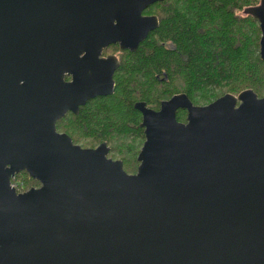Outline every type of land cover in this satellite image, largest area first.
<instances>
[{"label": "water", "instance_id": "1", "mask_svg": "<svg viewBox=\"0 0 264 264\" xmlns=\"http://www.w3.org/2000/svg\"><path fill=\"white\" fill-rule=\"evenodd\" d=\"M157 1L0 0V264H264V96L134 103V174L105 142L82 148L56 131L114 93L118 61L101 50H135L158 26L141 16ZM244 13L264 60V0ZM21 171L40 186L17 192Z\"/></svg>", "mask_w": 264, "mask_h": 264}, {"label": "trees", "instance_id": "2", "mask_svg": "<svg viewBox=\"0 0 264 264\" xmlns=\"http://www.w3.org/2000/svg\"><path fill=\"white\" fill-rule=\"evenodd\" d=\"M238 1L185 0L186 9L172 11L165 7L163 14L159 13L158 29L139 44L133 62L123 65L138 75L131 82L120 83L117 78L112 95L100 104L86 103L76 115L61 118L56 122L57 130L65 132L74 144L79 142L72 132L100 142L115 135L119 146L113 149L128 151L130 146L121 144L122 137L137 138L140 145L143 141L133 102L139 99L157 108L159 101L165 100L161 99L165 88L159 89L153 99L143 97H148L147 91L155 86L168 85L179 78L192 103L204 105L223 94L236 95L245 89L259 95L264 93V60L259 57V43L252 30L257 23L249 16L244 19L235 16ZM236 8L241 10L240 5ZM243 26L252 30V34ZM259 30L256 29L258 35ZM169 40L174 48H168ZM223 89L226 92L217 96ZM173 92H166L167 98ZM121 161L125 169L124 160ZM129 165L135 171V157ZM16 180L23 181L21 191L39 184L25 172L16 176Z\"/></svg>", "mask_w": 264, "mask_h": 264}, {"label": "flooded vegetation", "instance_id": "3", "mask_svg": "<svg viewBox=\"0 0 264 264\" xmlns=\"http://www.w3.org/2000/svg\"><path fill=\"white\" fill-rule=\"evenodd\" d=\"M260 1L261 0H246V1H244V2H247L244 6H243V8L241 9V10H237V8L235 7V16H237V17H239V18H247L248 16L253 20V21H255L256 23H257V25H258V27H259V22L253 17V16H251V15H249V14H245L244 13V10L245 9H247V8H249V7H257L259 4H260ZM173 5V0H162V1H157V2H155V3H153V4H150L149 6H147L146 8H144L142 11H141V16H143V17H157V21H158V26L154 29V30H152V31H150L149 32V34L147 35V36H149L151 33H153V32H155L157 29H158V27L160 26V23H161V18H160V15H159V13L160 14H163V9L166 7V9H169V10H172L173 11V9H177V8H175V7H173L172 6ZM237 6V5H236ZM165 11V10H164ZM113 23L114 24H116L117 22H116V20H114L113 21ZM261 34V33H260ZM141 43V42H140ZM139 43V44H140ZM167 46H168V48H174V45H173V43H172V41H168L167 43ZM138 47H139V45L137 46V48L135 49V50H130V49H127V48H125V49H121L120 48V46H119V44L118 43H113V44H110V45H107L106 47H104L102 50H101V53H100V55H99V59H102V58H106L107 56H114L116 59H117V61H118V66L116 67V69L114 70V72H113V75H112V78H113V80H114V83H116V79L118 78V80H120V83H122V81L124 82L125 80L127 81V82H131V80L132 79H134L137 75H138V73L137 72H135L132 68H130L129 66H123L124 64H127V63H132L133 61H132V59H133V54H134V52H136L137 51V49H138ZM84 56V53H81L80 55H79V57H83ZM126 59H131V61L130 62H127V60ZM128 67V68H127ZM64 80L66 81V82H70V81H72L73 80V78H72V76L71 75H65V77H64ZM114 88H115V85H114ZM181 93H183V94H185L186 95V93L185 92H177V93H174V94H172L170 97H172L173 95H175V94H181ZM112 95V94H111ZM107 96H110V95H107ZM107 96H96V97H94V98H92V99H89V100H87L86 102H85V104L86 103H91V102H93L94 100H104ZM258 96V95H257ZM264 95H261V96H258L259 98L260 97H263ZM169 97V98H170ZM169 98H167V99H165V100H168ZM161 101H163V100H161ZM161 101H159V103H158V107L157 108H153V107H151L150 105H148L145 101H141V100H139V99H137L135 102H133V104L132 105H134V103H136V102H143V103H145V106L147 107V108H149V109H152V110H158L159 109V106H160V102ZM84 104V105H85ZM84 105H81V106H79V109L81 108V107H83ZM134 108V107H133ZM79 109H78V111H79ZM136 110V109H135ZM137 111V116L139 117V121H138V123H137V125H138V127L141 129V131H142V134H143V128H141L140 126H139V124H140V122H141V119H142V116H141V113L138 111V110H136ZM78 113V112H77ZM76 113V114H77ZM69 114H74V113H72L71 111H68V112H66V114L63 116V117H65V116H67V115H69ZM75 114V115H76ZM62 117V118H63ZM176 119H177V121H179V122H185V119H186V111L184 110V109H177L176 110ZM60 120V119H59ZM58 121V120H57ZM56 121V122H57ZM56 131L58 132V133H65V132H62V131H58L57 130V128H56ZM66 134V133H65ZM72 140V139H71ZM143 141H144V134H143ZM143 141H142V144H143ZM73 142V141H72ZM103 142H105L106 143V145H107V142L106 141H101L100 143H98L96 146H94V147H86V146H82V148H95V147H97L99 144H101V143H103ZM142 144H141V146H142ZM77 145H79V144H77ZM141 146H140V148H141ZM81 147V146H80ZM140 148H139V150H140ZM139 150H138V152H139ZM138 152L136 153V155H135V160H136V162H137V155H138ZM109 153H110V148H109ZM109 153H108V158H111V157H109ZM112 160H120V159H113V158H111ZM121 161V160H120ZM122 162V161H121ZM137 166H138V162H137V165H136V167H135V171L134 172H128L127 170H125L124 168H123V170L126 172V173H128V174H134L135 172H136V169H137ZM122 167H123V163H122ZM20 175H23V171H21V172H19L18 174H15L14 175V178L16 179V176H20ZM39 183V182H38ZM40 186V184H38V185H35V186H32V187H39Z\"/></svg>", "mask_w": 264, "mask_h": 264}, {"label": "rangeland", "instance_id": "4", "mask_svg": "<svg viewBox=\"0 0 264 264\" xmlns=\"http://www.w3.org/2000/svg\"><path fill=\"white\" fill-rule=\"evenodd\" d=\"M184 1L185 0H173V5L172 6L175 7V8H181L182 7L184 9H186L185 8L186 5H183ZM244 1H246V0H240V1H238V4H237L236 7H238V5H240V7L242 9L243 6L247 3V2H244ZM237 10H239V9H237ZM243 27H244V29L246 31L249 32L250 35L252 34V30H253V34L255 32V38H257V43H258V40H259V37H260V30L258 28V25L256 24L251 31H250V29H248L247 26H243ZM256 29L259 30V35L256 33ZM126 60H127V62H130L131 61V59H126ZM162 88H165L166 90L164 91L165 94H162L161 99H167L166 92H170V91H174L173 93L183 92V83H182V80H180L179 78H175L168 85L163 84L161 86H155V87L149 89L147 91V93H146V96H148V97H145V96H143V97L144 98L153 99L155 97V95L157 94V91L159 89H162ZM224 92H226V89L221 90L217 94V96L222 95ZM261 95H264V93H262ZM261 95H259V96H261ZM101 101L102 100L93 101V102L95 104H100ZM202 102H205V100H202ZM194 105H204V104L203 103H199V104H194ZM122 117H124V116H122ZM137 120H138V116H137ZM72 133L76 136L77 141L79 142L78 144L81 147L82 146L94 147V146H96L100 142L99 140H97V141L94 140V138H91V139L90 138H85L83 135L76 134V132H72ZM115 137H116L115 135H112V136H110L108 138V141H107V146L110 148L109 157H111L113 159H121V160H124V164H125V167H126L125 170H127L128 172H134L132 170L131 166L129 165V163H130L131 158H133V161H134V157H135L136 153L138 152L137 150H139V148L141 146L140 145V140L137 139V138L132 139V138L129 137L128 139H126L125 137H122L123 139L121 141V144H124V142H125L124 145L128 144L130 146V149L128 151L115 150V149H113V147L119 146V144H117V142H116V138ZM141 144H142V142H141ZM111 148H112V150H111ZM127 158H129L128 161H126Z\"/></svg>", "mask_w": 264, "mask_h": 264}, {"label": "built area", "instance_id": "5", "mask_svg": "<svg viewBox=\"0 0 264 264\" xmlns=\"http://www.w3.org/2000/svg\"><path fill=\"white\" fill-rule=\"evenodd\" d=\"M10 185L16 189L17 192H22L19 188H22L23 181L16 180L14 177L11 179Z\"/></svg>", "mask_w": 264, "mask_h": 264}]
</instances>
